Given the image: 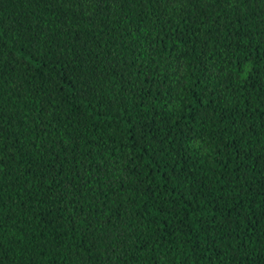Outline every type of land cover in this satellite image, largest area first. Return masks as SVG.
Masks as SVG:
<instances>
[{"label": "trees", "instance_id": "obj_1", "mask_svg": "<svg viewBox=\"0 0 264 264\" xmlns=\"http://www.w3.org/2000/svg\"><path fill=\"white\" fill-rule=\"evenodd\" d=\"M0 264H264V0H0Z\"/></svg>", "mask_w": 264, "mask_h": 264}]
</instances>
